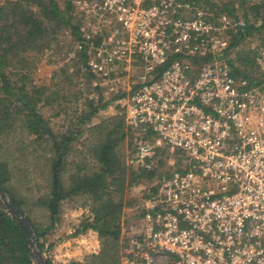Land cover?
Wrapping results in <instances>:
<instances>
[{"label":"built area","instance_id":"built-area-1","mask_svg":"<svg viewBox=\"0 0 264 264\" xmlns=\"http://www.w3.org/2000/svg\"><path fill=\"white\" fill-rule=\"evenodd\" d=\"M196 5L91 0L82 9L94 18L83 39L100 43L86 50L96 56L91 85L120 96L112 114L134 132L130 162L149 168L167 150L189 164L158 179L137 222L123 228L122 264H264V40L263 83L252 86L216 56L246 21ZM175 53L183 58L167 65ZM207 53L209 62L191 58Z\"/></svg>","mask_w":264,"mask_h":264},{"label":"trees","instance_id":"trees-1","mask_svg":"<svg viewBox=\"0 0 264 264\" xmlns=\"http://www.w3.org/2000/svg\"><path fill=\"white\" fill-rule=\"evenodd\" d=\"M188 1L208 8L219 16L214 9L216 4L210 0ZM245 2L222 1L219 8L222 14L233 15L238 19L243 17L246 25L240 24L230 31L232 38L229 46L217 52L216 56L226 59L233 76L257 86L263 83L258 63L261 55L257 47L250 45L247 51L237 50L235 55H231L247 33L258 38L261 29H264V0L257 3L252 1L253 4L248 6L253 11L252 19L248 17L250 13L247 11L243 12L242 17L236 13L244 8ZM64 3L58 0L0 2V186L31 220L47 264L52 262L43 241L45 232L36 223L37 210L42 211L45 221L52 226L66 200L87 201L91 204L93 216L86 217L76 232L79 234L93 230L99 234L102 249L99 254L92 255L90 263L119 264L120 251L125 246L121 233L127 190L148 185L155 177L161 179L168 176L173 169L184 172L189 164L181 151L171 154L162 150L158 155L162 157H158L159 160L152 167H135L130 162L136 152L135 136L127 127L124 117L115 114L95 117L112 105L120 97L118 94L109 98L100 93L103 89L101 86H92L91 82L87 87L76 83L78 86L69 84L63 90L60 87L52 90L50 85L38 83L34 79V69L40 60L38 55L52 49L50 43L56 40L60 26L73 25L72 1L64 0ZM81 34L79 29L80 37ZM245 52L251 54V60L242 59ZM69 55L71 60L82 55L85 60L78 72L89 73L94 78L87 66L86 52ZM213 56L207 53L191 58L195 63H201L209 62ZM181 58L183 54H172L167 65ZM162 70L163 67H159L156 71L160 73ZM61 71L70 83L73 70L66 67ZM93 89L99 91L97 98L88 95ZM45 107L54 110V117L63 115L65 122L68 118L65 129H54L51 120L43 112ZM85 132L88 133L86 137ZM80 137L83 140H79ZM169 155L175 159L170 167L167 158H164ZM166 166L169 170L162 169ZM30 174L42 176L43 189L32 191L33 194L22 193L14 187L13 181L15 179L25 186L32 179ZM150 188L156 190L155 186ZM1 204L0 264H34L26 235L17 220Z\"/></svg>","mask_w":264,"mask_h":264},{"label":"rangeland","instance_id":"rangeland-1","mask_svg":"<svg viewBox=\"0 0 264 264\" xmlns=\"http://www.w3.org/2000/svg\"><path fill=\"white\" fill-rule=\"evenodd\" d=\"M4 1V0H0ZM61 4H65L64 0H58ZM72 1V11L71 16L72 17V26L66 25L60 26L57 30V38L53 41V43H50L52 46V49H47L41 52L38 57L40 58L39 61H37V66L34 69V79L38 83H43L44 85H50L52 90H57L58 87H60L62 90L64 88H68L69 84L72 86H76V83H79V86L87 87L89 86L92 77L88 75L89 73L84 72H78L79 69H82V63L85 60V58L82 55H78L77 58L71 60L69 57V53H80L81 51L86 52V50H90L91 48L94 49L99 45L98 38L92 37L91 39H83V31L87 33H91L89 30L94 28V18L90 15L85 16V14L82 12L84 10V5L86 3L91 4V0H71ZM223 0H210V2L215 3V11L217 15H221L223 11H221L220 6L222 4ZM259 2L260 0H252ZM251 0H246V5L242 10H239L237 15L243 16V12L247 11L250 14H248V17H251V14L253 13L252 10L249 9V5L253 4ZM250 2V3H249ZM241 4H239V7ZM83 9V10H82ZM231 17L234 20L239 21L243 19L242 18H236L233 15ZM252 19V17H251ZM74 27H78V29H75ZM79 29L82 31V37L79 36ZM101 29L105 32L106 29H109V27H105L104 25H101ZM260 36L256 38L253 35L244 36V39H240V45L238 48L234 50L231 55H235L236 52L240 50L247 51L250 45H256L258 47L259 42H263L264 40V29H261ZM255 34L259 35L258 32H255ZM94 36V35H91ZM226 38H232V35L229 33L228 37ZM237 38V37H236ZM112 47H108V51H111ZM233 50V49H232ZM238 50V51H237ZM94 52V50H93ZM230 55H227V57ZM225 57V56H224ZM92 56H87V61L90 60ZM96 58L93 57L92 59ZM226 58V57H225ZM250 58V59H249ZM242 59H249L251 60V54L249 55L248 52L243 53ZM69 67V70H73V75L71 77V81L69 83V80L65 79L64 73H62L61 69ZM42 84V85H43ZM78 86V85H77ZM100 93L104 94L105 96H113L115 93L112 92H106V90L103 88ZM122 92H119L121 94ZM89 96L98 97L99 91L97 90H91L90 93H88ZM113 104V103H112ZM113 105L108 106L105 108V114H112L113 112ZM43 112L45 113L46 117H48L51 120V124L53 125L55 130H63L65 129V125L68 123V118L66 119V122L64 120V116L60 115L57 117L53 116L54 110L45 107L43 109ZM103 112V111H102ZM107 112V113H106ZM104 114V113H103ZM100 118V117H99ZM63 124V125H62ZM88 136V133L85 132V137ZM79 140H83V137H80ZM75 143V142H74ZM29 150L31 148L29 147ZM28 150V151H29ZM30 154V153H29ZM87 156L88 154L85 153ZM129 155V153H128ZM129 157V156H128ZM162 157V156H160ZM159 157V158H160ZM169 157V158H168ZM164 156V158L168 160V166H172V162L174 163L175 159L173 156ZM31 160L33 157H30ZM158 158V160H159ZM136 167L137 163L136 161L133 163ZM32 165V163H31ZM166 166L162 168L163 170H169V167ZM137 169V168H135ZM30 180L29 183H26L25 186H23V183L17 182L15 179L13 181L14 187L21 190L22 193H30L33 194L35 191L42 190V176L40 175H29ZM158 177H155L153 181L148 182V185H140L136 187L129 188L126 193L125 197V203L126 206L124 208V214H123V220H122V230L126 226L134 225V223L138 220V215L140 213V210H142V205L144 204V201H146L147 197H149L151 194L154 193V189L150 188L151 186H154V184L157 182ZM40 188V189H37ZM33 189V190H32ZM31 190V192L29 191ZM90 202H82V201H71L66 200L62 203L60 214L58 215V219L53 223L52 226H50L49 222L45 221L44 214L41 210H37V221L38 225L40 226V230L42 232H45V235L43 237V241L45 243V248L47 249V256L51 260L52 264H72L73 262H81L84 264H91L90 261L92 255H97L101 252L102 249V241L99 238V234L96 231L88 230L83 233L76 234L77 229L81 227L83 220L88 216H93L90 208ZM124 232V231H123ZM122 234V240L123 242V248L120 251V256L124 251V248L126 247V242L129 240V236L125 232ZM127 237V241L125 236ZM125 238V239H123ZM122 264V259L120 258V263Z\"/></svg>","mask_w":264,"mask_h":264},{"label":"water","instance_id":"water-1","mask_svg":"<svg viewBox=\"0 0 264 264\" xmlns=\"http://www.w3.org/2000/svg\"><path fill=\"white\" fill-rule=\"evenodd\" d=\"M0 202L2 203L1 207L7 210L12 215V217L17 220V223L20 225L22 231L26 235L34 264H47L45 255L40 247L31 220L25 214L22 208L19 207V205H17L15 201L10 198V196L1 186Z\"/></svg>","mask_w":264,"mask_h":264}]
</instances>
